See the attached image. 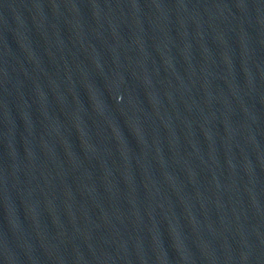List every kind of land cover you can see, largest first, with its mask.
Returning <instances> with one entry per match:
<instances>
[{
	"label": "water",
	"instance_id": "water-1",
	"mask_svg": "<svg viewBox=\"0 0 264 264\" xmlns=\"http://www.w3.org/2000/svg\"><path fill=\"white\" fill-rule=\"evenodd\" d=\"M0 264H264V0H0Z\"/></svg>",
	"mask_w": 264,
	"mask_h": 264
}]
</instances>
